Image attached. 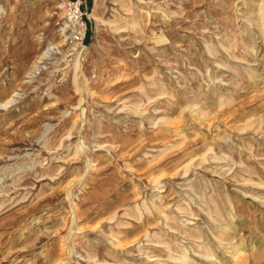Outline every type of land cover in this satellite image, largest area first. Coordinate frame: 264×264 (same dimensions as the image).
<instances>
[{
  "label": "rangeland",
  "instance_id": "1",
  "mask_svg": "<svg viewBox=\"0 0 264 264\" xmlns=\"http://www.w3.org/2000/svg\"><path fill=\"white\" fill-rule=\"evenodd\" d=\"M65 1L0 0V264H264L261 0H83L76 81Z\"/></svg>",
  "mask_w": 264,
  "mask_h": 264
},
{
  "label": "bare ground",
  "instance_id": "2",
  "mask_svg": "<svg viewBox=\"0 0 264 264\" xmlns=\"http://www.w3.org/2000/svg\"><path fill=\"white\" fill-rule=\"evenodd\" d=\"M97 0H94V5L92 8V12L90 13V17L93 18V20H97L100 21V19L97 17L96 14V8H97ZM58 9L62 10V5L61 6H56ZM259 12L261 14V19H264V0H261L260 4H259ZM67 28L66 24L64 25V27L59 28L58 30V35L60 37L63 38V40L56 46H61L62 44L66 43L67 38H66V34H65V29ZM65 38V39H64ZM164 38V37H163ZM75 47H78V44H73V48L71 49V51H73V53L69 54V56H72V59L70 60V65H71V69L73 71V79L74 81H76L77 76H78V72L80 69V65H81V60H82V53H78L76 52ZM55 48V46L52 47H45V49L37 56L35 57L34 61L32 62L29 71H28V75L32 74V72L36 71L39 68V65L46 59V55L47 53H49L51 50H53ZM209 52V50H207ZM214 51V50H213ZM76 52V53H75ZM65 58V57H64ZM223 99V98H222ZM220 101V100H219ZM143 110V109H142ZM135 111V110H134ZM196 112V111H195ZM202 114V112H201ZM200 114V115H201ZM202 116V115H201ZM204 118V117H203ZM200 119V118H199ZM167 121V120H166ZM70 134V133H69ZM83 151V147L80 144L76 145V154H79L80 152ZM214 152V151H213ZM251 155V153L249 154ZM213 160L215 159V157L212 158ZM249 176V175H248ZM252 181L251 177L249 176L246 180L245 183H250ZM252 185V184H251ZM257 185H262L261 183H257ZM246 187V186H245ZM256 198V197H255ZM261 200V199H259ZM261 203V202H260ZM219 216V215H218ZM230 220V219H229ZM219 234V233H218ZM226 236V235H225ZM112 238V237H111ZM218 241H220L218 239ZM217 241V242H218ZM262 241V240H261ZM156 242V241H155ZM250 243V242H249ZM164 245V244H163ZM165 246V245H164ZM181 246V245H180ZM180 251V250H179ZM201 251V250H200ZM188 253V252H187ZM187 256V255H186ZM186 256H181L179 261L186 264L188 262V259ZM213 256V255H212ZM175 257V256H174ZM173 257V258H174ZM205 257L207 258H211L210 254H208L207 252L205 253ZM170 259V258H169Z\"/></svg>",
  "mask_w": 264,
  "mask_h": 264
},
{
  "label": "built area",
  "instance_id": "3",
  "mask_svg": "<svg viewBox=\"0 0 264 264\" xmlns=\"http://www.w3.org/2000/svg\"><path fill=\"white\" fill-rule=\"evenodd\" d=\"M83 0H67L62 4L67 28V38L78 45L83 43L86 34V20L83 12Z\"/></svg>",
  "mask_w": 264,
  "mask_h": 264
}]
</instances>
